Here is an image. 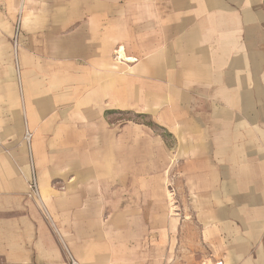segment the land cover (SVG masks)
<instances>
[{
    "label": "crops",
    "instance_id": "obj_1",
    "mask_svg": "<svg viewBox=\"0 0 264 264\" xmlns=\"http://www.w3.org/2000/svg\"><path fill=\"white\" fill-rule=\"evenodd\" d=\"M166 171L207 263L264 264V0H0V264L160 263Z\"/></svg>",
    "mask_w": 264,
    "mask_h": 264
},
{
    "label": "rangeland",
    "instance_id": "obj_2",
    "mask_svg": "<svg viewBox=\"0 0 264 264\" xmlns=\"http://www.w3.org/2000/svg\"><path fill=\"white\" fill-rule=\"evenodd\" d=\"M142 121L144 120L142 119ZM162 136H164V140L169 147L171 140L164 134H162ZM165 176L167 178V187L165 189V192L166 196L168 197V210L169 215L173 216V218H176V233H168L167 227L169 224V217L166 220L162 219L158 228H154L152 225V227L149 228L148 232L144 234V237L142 239L144 250L148 251L156 245L161 246V249L165 250V257H162L160 263L157 264H210L206 262L207 259L205 256L207 255V252H205L204 248L201 247L200 235L191 228L195 226L193 220L191 219V216H187L183 212V204L182 216L180 212H178L180 211V208H176V206L178 207L179 204H177L176 206L175 204H173L171 188L173 187L174 183L172 182V180L170 181L168 171L165 172ZM171 178H173V174H171ZM184 224H187V227H190L191 231L187 230L186 233H184ZM161 240L163 241L160 243ZM147 264H154L153 258H150Z\"/></svg>",
    "mask_w": 264,
    "mask_h": 264
},
{
    "label": "built area",
    "instance_id": "obj_3",
    "mask_svg": "<svg viewBox=\"0 0 264 264\" xmlns=\"http://www.w3.org/2000/svg\"><path fill=\"white\" fill-rule=\"evenodd\" d=\"M115 58L117 61L118 60V54H115ZM29 139H30V135L28 134V131L25 132V135H24V142L29 145ZM30 189L32 190V192L35 194V195H38V191H37V187H36V183L35 181L32 179V182L30 184ZM70 264H77L76 262H74L72 259L70 260Z\"/></svg>",
    "mask_w": 264,
    "mask_h": 264
},
{
    "label": "bare ground",
    "instance_id": "obj_4",
    "mask_svg": "<svg viewBox=\"0 0 264 264\" xmlns=\"http://www.w3.org/2000/svg\"><path fill=\"white\" fill-rule=\"evenodd\" d=\"M118 60L121 62V61H124L123 60V57L121 56V54L118 52ZM125 62V61H124ZM127 62V61H126ZM28 134L30 135V133L28 132ZM31 140V135H30V139H29V142Z\"/></svg>",
    "mask_w": 264,
    "mask_h": 264
}]
</instances>
